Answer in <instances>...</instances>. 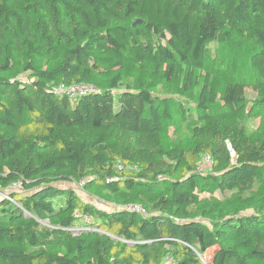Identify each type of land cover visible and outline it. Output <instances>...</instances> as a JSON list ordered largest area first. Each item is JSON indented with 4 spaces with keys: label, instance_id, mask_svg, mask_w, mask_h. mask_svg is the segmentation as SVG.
Wrapping results in <instances>:
<instances>
[{
    "label": "trees",
    "instance_id": "trees-1",
    "mask_svg": "<svg viewBox=\"0 0 264 264\" xmlns=\"http://www.w3.org/2000/svg\"><path fill=\"white\" fill-rule=\"evenodd\" d=\"M212 43L247 54L264 90V0H0V188L23 186L0 196V264H205L212 247L208 264H264V137L245 122L249 79L223 74L218 92L200 78ZM22 59L26 78L13 73ZM128 65L166 83L185 72L184 91L197 88L186 141L168 138L186 105L146 77L126 83ZM79 83L100 92L54 90ZM81 179L147 214L94 206ZM216 191L228 197L204 204ZM76 210L98 229L74 234Z\"/></svg>",
    "mask_w": 264,
    "mask_h": 264
},
{
    "label": "rangeland",
    "instance_id": "rangeland-1",
    "mask_svg": "<svg viewBox=\"0 0 264 264\" xmlns=\"http://www.w3.org/2000/svg\"><path fill=\"white\" fill-rule=\"evenodd\" d=\"M245 55H237V52L233 51L231 48H224L216 43L211 44V53L210 58L208 61V66L199 70V76L201 79L204 78L206 71L211 72V80L213 82V87L218 92H221L225 83V76L223 74H228L227 77H238L244 76L246 79H249L248 87L246 88V103L247 109L245 112V122L248 126L249 132L254 131L258 136L264 137V90L257 89L253 87L252 83L258 77L257 73L251 69L246 62ZM238 57L239 61L237 62L240 66L242 64H246L247 66L238 67L241 74L233 72L231 67H228L230 64H234L235 58ZM28 59H22L17 62L16 68L13 70V73H16L18 78H26L29 74L28 71H23V68L27 64ZM35 63L38 66H46V63L43 60H36ZM234 69V68H233ZM226 73H222V72ZM140 77H146L154 85V92L158 93L161 96H165L170 101H176L177 104L181 103L182 105H186L185 114L188 112L186 120L182 121L183 123L180 125V129L176 131L173 130V127L169 129V137H178L183 141H186L187 137L190 135V128L187 126L189 120H196L197 119V112L195 110V99L197 95V88H192L188 91H184L183 87L185 85V72H182L181 76L172 83H166L162 78L157 77L153 74L152 67L146 66L141 67L139 65H128L125 68V75L124 80L126 83L134 84ZM192 108V110H189ZM175 132V133H173ZM205 168H208L206 166ZM205 172L208 173V169H205ZM262 180L264 183V173L262 175ZM83 190L78 191L81 196L85 195L86 193H82ZM86 192V191H85ZM88 201L92 198H99L104 204L108 205L109 207H117L115 201L107 200L103 197H98L97 195H92L89 193L86 194ZM204 204L213 205L216 201H224L228 196H223L222 193L216 191L214 193L211 192H204L200 195ZM244 214H248L250 212L245 211ZM216 247H212L207 250V252L202 255L205 264H208L209 261L212 260L213 254L215 252Z\"/></svg>",
    "mask_w": 264,
    "mask_h": 264
},
{
    "label": "built area",
    "instance_id": "built-area-1",
    "mask_svg": "<svg viewBox=\"0 0 264 264\" xmlns=\"http://www.w3.org/2000/svg\"><path fill=\"white\" fill-rule=\"evenodd\" d=\"M54 90L59 95H66L71 99H75V98H79V97H82L88 94L100 92V89L93 83H79V84H72V85L61 84L55 87ZM212 163H213V159L211 155L205 154L204 156H202L199 162L198 168L202 170L206 166H210ZM118 167L119 169H123L125 167L129 169L136 168L131 165H124L123 163H119ZM107 181H110V179H107ZM85 182H86V179H81L78 182H74V186L76 187L77 191L83 190L82 193H85V188H84ZM22 188L23 186H22L21 181L13 183L8 187V190H4L0 188V196L14 202L13 198L11 197V193L15 191H21ZM85 195H83V197L87 198V196ZM89 202L96 207H102L107 210L111 209V207L104 204L99 198H92ZM116 206L117 207L115 208L125 209L131 212H139L143 215L147 214V210L139 204H129V205H124V206L116 205ZM74 218L76 219L78 224L69 228L74 234H79L84 231H94L98 229L97 226L95 225L94 217L89 214H83L79 210H76L74 212ZM123 241L132 243V241L130 240H123ZM166 261L172 262L173 258L168 255L166 258Z\"/></svg>",
    "mask_w": 264,
    "mask_h": 264
},
{
    "label": "water",
    "instance_id": "water-1",
    "mask_svg": "<svg viewBox=\"0 0 264 264\" xmlns=\"http://www.w3.org/2000/svg\"><path fill=\"white\" fill-rule=\"evenodd\" d=\"M139 22H141V21L138 19V20H136V21H135V23H134V24H137V23H139Z\"/></svg>",
    "mask_w": 264,
    "mask_h": 264
}]
</instances>
